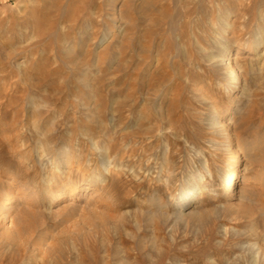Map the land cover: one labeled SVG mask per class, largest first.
Instances as JSON below:
<instances>
[{
	"label": "rangeland",
	"instance_id": "obj_1",
	"mask_svg": "<svg viewBox=\"0 0 264 264\" xmlns=\"http://www.w3.org/2000/svg\"><path fill=\"white\" fill-rule=\"evenodd\" d=\"M260 11L264 0H0V207L14 200L0 264H264ZM235 54L231 94L220 59ZM40 138L69 166H42ZM66 183L93 185L54 202ZM183 184L201 187L193 202L176 203Z\"/></svg>",
	"mask_w": 264,
	"mask_h": 264
},
{
	"label": "bare ground",
	"instance_id": "obj_2",
	"mask_svg": "<svg viewBox=\"0 0 264 264\" xmlns=\"http://www.w3.org/2000/svg\"><path fill=\"white\" fill-rule=\"evenodd\" d=\"M143 1V0H142ZM146 1V0H145ZM178 3V2H177ZM150 4V3H149ZM153 5V4H152ZM156 5V4H154ZM199 6V5H198ZM206 6V5H205ZM157 7V6H156ZM151 8H154V7H151ZM154 12H155V9H154ZM261 12V19L264 20V13ZM180 14V13H179ZM145 15V14H144ZM143 17V16H142ZM147 17V16H146ZM153 17V16H152ZM169 18V17H168ZM146 19V18H145ZM148 20V18H147ZM262 20V21H263ZM149 21V20H148ZM160 21V20H159ZM145 22V21H144ZM158 23V22H157ZM171 23V22H170ZM230 25V24H229ZM263 27V26H262ZM230 28V27H228ZM258 30V29H257ZM261 30V29H260ZM259 30V32H260ZM262 33V32H260ZM259 33V40H261V37H262V34ZM261 43L259 42L257 45L259 46ZM205 48V47H204ZM226 52V51H225ZM237 54V53H236ZM231 56L229 58L226 59V55L222 56V59H220V63L222 65V62H223V65H225V70H227V75L225 76L224 78V83H225V88L227 90V92L231 93V94H234L237 92L238 88H239V77L241 75V70H240V67L238 65V63L236 62H233L234 60H236L237 56ZM217 58V57H216ZM215 59V57H214ZM211 57L208 58L209 61H212L214 60ZM215 62V61H214ZM228 62V63H226ZM216 65H218V61L215 62ZM214 65V63H213ZM117 111V110H115ZM40 117V116H38ZM37 117V118H38ZM216 117V116H215ZM218 118V117H217ZM102 124V123H101ZM39 129V128H38ZM56 130V129H55ZM84 135V134H83ZM43 138V137H42ZM40 141H35L37 143H35V145L37 144V146H35V151L37 153H39V159H40V163L41 165H45L48 163V161L51 162V165H53L54 167V170H60V167H61V162H64L65 160V165L68 167L69 164L71 163L72 157L69 156V153L64 150L62 153H60L58 156L53 152L52 150V143H53V140L52 139H39ZM68 149V148H67ZM93 149L95 151H98L101 149L99 143H94L93 144ZM34 151V152H35ZM53 153L55 154V157L53 155ZM109 154V153H108ZM38 155V154H37ZM53 155V156H52ZM110 155V154H109ZM107 156V155H106ZM101 157V156H100ZM67 158V159H66ZM107 158V157H106ZM77 160V159H76ZM241 157L240 155H234V157H232V159L230 160L229 164H228V167L229 169L231 170V173L232 175L226 180V185H225V188H226V193L228 195L230 194H234L235 193V190H236V178L238 177V174H237V170L240 166V163H241ZM108 162V161H107ZM39 163V164H40ZM58 163H60L59 165H57ZM47 166V165H46ZM50 166V165H49ZM102 166V165H101ZM113 166V165H111ZM45 167V166H44ZM43 168V167H42ZM64 168V167H63ZM87 168V167H86ZM102 168L106 171H108L110 169V166L106 163H104V165L102 166ZM46 169V168H45ZM62 169V168H61ZM87 172H89L90 175H92V177H89V183H93V184H96L97 182L100 181V176L97 175V174H93V173H90V170L89 168L87 169ZM104 172V171H103ZM109 172V171H108ZM89 175V176H90ZM104 175V174H103ZM46 176V175H45ZM85 177H87V175H84ZM199 177H201V174L199 175ZM49 178V176H48ZM103 180V179H102ZM84 181H87V179L84 178ZM48 182V181H47ZM73 184V183H72ZM93 184H89L91 187ZM85 186V187H78L77 185L73 184V185H69L68 183L65 184V188L66 190L63 192V193H60L59 195H57L55 197V200L54 202H60L62 201L63 199L67 198L68 195H75L77 193H80V192H83V191H87L90 186ZM202 186V185H201ZM182 191H184V194H179L176 196V199L178 201H176V203H179V202H182V201H186V202H193L196 198V196L201 192V187L198 186V185H190V184H183L182 187H181ZM14 204V200L13 199H9L7 197V200L6 201H3V203L1 204V207H0V212L3 213L4 211L6 212L8 209L14 207L13 206ZM55 204V203H54ZM13 210V209H12ZM12 210H8V211H12ZM9 213V212H8ZM7 215V214H6ZM20 233V232H19ZM22 233V232H21ZM19 235V234H18ZM9 239V238H7ZM15 242V241H14Z\"/></svg>",
	"mask_w": 264,
	"mask_h": 264
}]
</instances>
